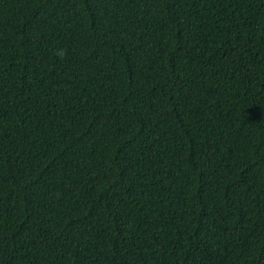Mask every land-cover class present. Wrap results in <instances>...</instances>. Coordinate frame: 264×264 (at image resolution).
Masks as SVG:
<instances>
[{
    "label": "trees",
    "instance_id": "obj_1",
    "mask_svg": "<svg viewBox=\"0 0 264 264\" xmlns=\"http://www.w3.org/2000/svg\"><path fill=\"white\" fill-rule=\"evenodd\" d=\"M0 264H264V0H0Z\"/></svg>",
    "mask_w": 264,
    "mask_h": 264
}]
</instances>
